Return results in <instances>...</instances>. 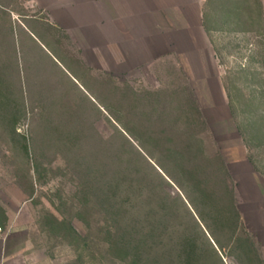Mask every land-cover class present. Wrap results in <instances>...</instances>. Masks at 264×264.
<instances>
[{"label": "rangeland", "instance_id": "374dc122", "mask_svg": "<svg viewBox=\"0 0 264 264\" xmlns=\"http://www.w3.org/2000/svg\"><path fill=\"white\" fill-rule=\"evenodd\" d=\"M102 1L0 0L5 264H264V0Z\"/></svg>", "mask_w": 264, "mask_h": 264}, {"label": "crops", "instance_id": "0c3cea01", "mask_svg": "<svg viewBox=\"0 0 264 264\" xmlns=\"http://www.w3.org/2000/svg\"><path fill=\"white\" fill-rule=\"evenodd\" d=\"M135 4H136L135 2H130V0H129L128 5H126V7H123L125 9L128 8L127 9L128 15H131L130 14L131 11L135 12V10H136ZM98 7L101 10V12L96 13L97 18L99 19V21L103 20V22L106 20L105 22L108 25L113 23L112 19H114L117 16L120 17V15H121L120 11H121V9H123L121 3H119L118 0H104V1H102V3L100 2ZM78 9L81 12L77 11ZM74 10H76L77 13L75 11L72 12L71 15L74 16V20H72L71 24L74 25L75 24L74 22L76 21V25H74V27H76V30H78L77 27L83 26L84 23H87L88 18L93 14H91L89 12L90 10L88 8V5H85V4L79 5L77 8H74ZM133 15H134V17H136L135 13H133ZM97 25L99 26V24H97ZM104 25L100 26L101 31L100 30L97 31L98 37L101 36L102 40L105 39V37H104L105 36L104 35L105 34ZM20 28H22L24 31H26L30 35L32 34V30L29 29L28 25H23ZM5 29H6V33H5ZM11 29H12V33L10 32ZM79 31L82 32L81 35H85V31H83L81 29ZM13 32H14L13 24H12V21L9 17L7 10L5 9L4 12L0 11V39L5 38V37L6 38L4 41H6L7 39H10L11 36H14ZM113 32H114V30H113ZM4 41L3 42L0 41V57L1 58H10L12 50H10L8 43L4 42ZM92 65H94V64H92ZM97 66H99V63L97 64ZM5 213H6V211H5ZM2 217H3V215H2ZM4 222H5L4 220L2 221V219H0V225H1V223H4ZM19 230H21V229H13L10 232H16V231L18 232ZM7 235H8V232L7 233H3V231L0 232V264H5V258L4 257L6 256V254L4 252V246L8 242V236Z\"/></svg>", "mask_w": 264, "mask_h": 264}, {"label": "trees", "instance_id": "16d2710c", "mask_svg": "<svg viewBox=\"0 0 264 264\" xmlns=\"http://www.w3.org/2000/svg\"><path fill=\"white\" fill-rule=\"evenodd\" d=\"M63 224H64V222H63ZM130 264H138V263L136 262L135 259H132V260L130 261Z\"/></svg>", "mask_w": 264, "mask_h": 264}, {"label": "built area", "instance_id": "2783aa9c", "mask_svg": "<svg viewBox=\"0 0 264 264\" xmlns=\"http://www.w3.org/2000/svg\"><path fill=\"white\" fill-rule=\"evenodd\" d=\"M2 231V229H1V225H0V232Z\"/></svg>", "mask_w": 264, "mask_h": 264}]
</instances>
